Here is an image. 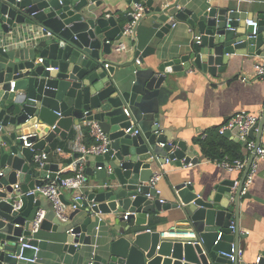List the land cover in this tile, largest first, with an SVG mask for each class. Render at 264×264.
<instances>
[{
    "label": "water",
    "instance_id": "obj_1",
    "mask_svg": "<svg viewBox=\"0 0 264 264\" xmlns=\"http://www.w3.org/2000/svg\"><path fill=\"white\" fill-rule=\"evenodd\" d=\"M104 1L0 0V264L34 258V250L22 248L19 241L30 235L26 226L41 207H47L41 229L65 233L69 253L93 247L94 217H107V242L95 253V264H242L240 207L242 199L252 197L244 185L256 150L240 181L226 180L208 196L182 183L173 189L174 203L165 204L149 182L167 160L179 167L198 160L184 141L160 132L155 118L177 77L196 69L220 78L232 55L259 56L264 13L254 35L246 23L252 19L239 11L181 8V0L153 7V0H142L146 17L155 19V33L143 51L134 49L136 59L142 63L158 57L156 64L131 74L127 68L117 72L104 65L115 43L128 38L124 21L100 12ZM177 21L187 23L201 39L186 55L170 58L161 43ZM91 121L108 135V152L85 157L91 185L79 209L62 221L50 201L48 207L37 197L48 179L60 183V167L47 163L41 168L35 155L50 154L48 143L66 140L73 127ZM263 129L264 115L249 132L257 147L261 135L255 132ZM23 134L37 135L29 139L31 148L24 147ZM60 200L71 205L62 193ZM170 210L178 212L175 225L153 230L158 213Z\"/></svg>",
    "mask_w": 264,
    "mask_h": 264
},
{
    "label": "crops",
    "instance_id": "obj_2",
    "mask_svg": "<svg viewBox=\"0 0 264 264\" xmlns=\"http://www.w3.org/2000/svg\"><path fill=\"white\" fill-rule=\"evenodd\" d=\"M128 1L130 0H105L100 12L107 16L114 15L127 24L124 13L131 15L135 10V3L129 4ZM165 4V0H153V7L163 5V8H166ZM180 7L203 10L211 7L228 8L248 14L250 19L258 21V16L264 13V0H181ZM146 16L144 14L136 25L134 36L123 40L126 49L116 51L119 43H115V50L112 54L105 56L104 65H108V68H113L117 72L127 68L131 74L133 72L135 74L136 71L156 64L157 55L146 58L140 65L136 62L134 49L143 51L155 33V30L151 28L155 19ZM199 36L200 34L191 29L187 23L177 21L162 41V50L170 58L184 56ZM39 59L38 56L37 60ZM263 60L264 50L259 56L235 54L231 56L227 69L220 78L212 77L196 69L177 77V84L171 88L172 95L166 103L161 104L155 118L159 119L160 132H166L170 137L184 141L198 160L196 164L183 167L169 161L162 167L157 188L165 204L174 203L173 189L182 183H191L200 195L208 196L212 192L215 193V188L226 180H241L244 171L228 172L220 166V162L234 160L235 148L241 157L235 159L249 160L253 153L246 148L244 142L237 141V137L233 135L231 138H226L219 133V129L231 117L242 111L263 117L264 81L255 75V64ZM133 79L135 80V76L132 77ZM258 134L261 135V143L264 144V129L262 133L256 130L255 136ZM92 140L87 127L83 124L73 127L66 140L55 139L47 144L51 151L48 154V164L59 165L58 177L64 178L74 174L70 167L76 159L80 158L75 156L82 154V147L90 146L93 143ZM205 144L210 145L209 151L205 150ZM206 152L222 155L223 159H213ZM42 153V151L37 152V154ZM90 180L87 188L91 185ZM56 182V180L48 179L46 185ZM248 191L252 197L242 199L240 207L239 229L244 235L240 239V254L242 264H255L258 258L264 261V160L258 162L254 180ZM61 193L65 200L72 204L76 192L62 190ZM37 197L45 205L50 206L45 197L39 193ZM70 206L66 209L67 219L73 212ZM41 209H44L47 214V207H41ZM231 210L235 214L234 206H231ZM95 217L94 219H98L94 231L96 250L93 247H83L80 251L69 253L64 248L67 239L65 233L52 229H40L35 236V242L39 246L37 261L35 263L24 261V264H88L98 248L107 242L110 228L106 222V216ZM177 219L178 212L175 210L158 213L155 217V220H158L157 228L152 229H170ZM26 227L28 230V226ZM148 228L151 226L143 229Z\"/></svg>",
    "mask_w": 264,
    "mask_h": 264
},
{
    "label": "built area",
    "instance_id": "obj_3",
    "mask_svg": "<svg viewBox=\"0 0 264 264\" xmlns=\"http://www.w3.org/2000/svg\"><path fill=\"white\" fill-rule=\"evenodd\" d=\"M175 0H165V6L169 7L174 4ZM213 1V0H210ZM146 10V6L139 1L135 4V10L131 13L132 21L128 22L124 26V35L126 37L134 36V29L141 18L144 16ZM109 16V15H108ZM247 25L253 27V34L257 33L258 23L257 21L248 20ZM175 26V25H174ZM201 37H197L196 40L199 42ZM126 47L123 43H120L116 47V51L125 50ZM39 62H42L43 59H39ZM137 64L140 65L141 62L139 59L136 60ZM108 68V65H105ZM255 75L264 81V60L255 64ZM246 79L244 78V81ZM12 86H15V83H12ZM126 114L129 115L126 110ZM261 117L256 116L247 112H239L233 117H231L223 126L220 127L219 133L221 135H225L227 132H231L237 139L246 144V148L254 153L256 150V155L251 167V170L248 174V177L245 181L244 192L248 191L251 186L254 176L256 174L258 168V162L264 160V144H261L257 147L256 141L250 139L249 132L250 130L260 121ZM85 126L89 131V136L93 139V143L90 146L82 147L81 153L82 157L78 158L73 162L70 168H72V172L74 173L71 176H66L61 178L60 183L56 182L53 184L45 185L44 187L38 188L37 193L45 197L48 201H50L53 205L56 216L62 220H67L66 209L68 206L64 205L60 200V195L62 190H70L75 191L76 194L74 196V200L71 204L72 211L78 210L80 207V203L85 199L84 193L87 188L88 178L86 175V159L87 155H103L108 152V147L110 145V140L108 135L104 132L98 122L91 121L85 122ZM55 127V126H54ZM135 133L137 131L135 130ZM36 137V134H28L22 135L21 139L24 141V147L31 148L33 143L29 140L30 137ZM49 156L46 153L36 154L35 161L36 163L43 168L48 163ZM169 160H167V163ZM248 163V159H234V160H223L220 162V166L223 167L228 172H237L244 171ZM161 179V175L156 173L149 182L151 187H156L158 185L159 180ZM15 188H19V185H16ZM157 194L160 195V191L157 188ZM161 203H165L161 199ZM21 208V202L17 203L15 206L16 211ZM135 214V213H134ZM129 213L125 214V219H127ZM46 212L44 209H38L33 217L30 219L28 223V230L30 231L29 236H22L20 238V244L22 248H28L34 250V258L33 259H23L25 261L35 263L37 261V253L39 252L38 244H33L35 242V236L41 229V225L45 219ZM234 230V226L231 227ZM93 248L96 250L97 245H93ZM233 258V256H231ZM88 264H95V253L93 258L90 260ZM255 264H264V261L261 258L256 260Z\"/></svg>",
    "mask_w": 264,
    "mask_h": 264
},
{
    "label": "trees",
    "instance_id": "obj_4",
    "mask_svg": "<svg viewBox=\"0 0 264 264\" xmlns=\"http://www.w3.org/2000/svg\"><path fill=\"white\" fill-rule=\"evenodd\" d=\"M93 141V140H92ZM209 147H210V145H207V144H205V150L206 151H209L208 149H209ZM234 151L236 152V154L233 156V159H235V158H241L240 157V155H239V153H238V151H237V148H235L234 149ZM206 154H208L209 155V157H211V158H213V159H223V156L222 155H214V154H209L208 152H206Z\"/></svg>",
    "mask_w": 264,
    "mask_h": 264
}]
</instances>
